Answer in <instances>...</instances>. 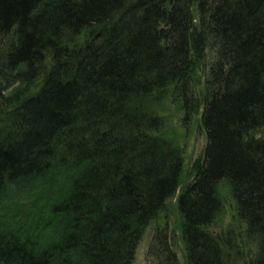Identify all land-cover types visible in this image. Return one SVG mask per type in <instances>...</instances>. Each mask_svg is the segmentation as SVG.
Returning a JSON list of instances; mask_svg holds the SVG:
<instances>
[{
  "label": "trees",
  "instance_id": "obj_1",
  "mask_svg": "<svg viewBox=\"0 0 264 264\" xmlns=\"http://www.w3.org/2000/svg\"><path fill=\"white\" fill-rule=\"evenodd\" d=\"M178 192L186 264H264V0H0V264H134Z\"/></svg>",
  "mask_w": 264,
  "mask_h": 264
},
{
  "label": "rangeland",
  "instance_id": "obj_2",
  "mask_svg": "<svg viewBox=\"0 0 264 264\" xmlns=\"http://www.w3.org/2000/svg\"><path fill=\"white\" fill-rule=\"evenodd\" d=\"M174 125L180 139L179 143L185 149V179L186 181H189L191 179V177H189L191 166L196 159L204 154V151L207 147V132L202 124L199 123V120H196L194 124L189 127V129H187L182 126L183 124L180 122V117H175ZM175 136L177 137V134H175ZM228 191L229 189L225 188L223 195L226 205L223 221L225 226L231 222V217L234 212L233 199L229 193L230 191ZM179 192L172 200V208L174 209L173 212L175 214H173L169 220L163 218L162 221H160V224H157L155 221H153L146 229L143 239L138 247L134 264H169L167 257L168 250L166 247H162L157 240V232L163 231L166 227H168L166 229L169 231L168 242L170 250L176 253L180 264H186L185 246L184 242L182 241L181 231L179 228V217L176 210ZM214 229L220 230V227H215Z\"/></svg>",
  "mask_w": 264,
  "mask_h": 264
}]
</instances>
